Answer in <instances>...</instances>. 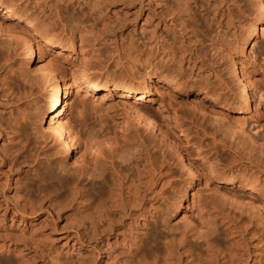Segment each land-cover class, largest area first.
Here are the masks:
<instances>
[{
	"label": "rangeland",
	"instance_id": "rangeland-1",
	"mask_svg": "<svg viewBox=\"0 0 264 264\" xmlns=\"http://www.w3.org/2000/svg\"><path fill=\"white\" fill-rule=\"evenodd\" d=\"M183 1L191 4L184 30L176 21L179 0H0L1 22L7 8L22 13L3 21L9 33L0 34L1 70V52L17 32L46 50L27 70L1 72L8 90L0 88V247L10 251L0 250V264H264V22L243 57L240 42L258 19L257 0ZM46 29L63 49L45 46ZM168 49L171 58L164 57ZM41 56L72 84L65 112L71 127L94 117L90 107L77 114L80 69L99 83L137 84L147 73L154 91L145 104L167 138L142 134L116 92L106 102L85 98L108 127L110 150L72 154L63 172L45 140L47 119L39 120L48 88ZM229 57L249 78L244 114L233 111L239 86ZM178 150L196 169L193 182ZM111 166L121 172L115 185ZM101 168L105 185L84 176L87 202L72 198L71 176ZM130 190L136 201H127Z\"/></svg>",
	"mask_w": 264,
	"mask_h": 264
},
{
	"label": "bare ground",
	"instance_id": "bare-ground-1",
	"mask_svg": "<svg viewBox=\"0 0 264 264\" xmlns=\"http://www.w3.org/2000/svg\"><path fill=\"white\" fill-rule=\"evenodd\" d=\"M5 5L6 4L2 5V3L0 2V7H3ZM176 5H177L176 21L180 24V26L184 30L185 29L184 23L186 21L185 19L188 17V12L190 10L191 4L188 3L187 1L179 0V2H177ZM11 6H13V5H11ZM256 6H257L256 8H257L258 19L253 18V20H251L252 22H251V26L249 28V31L247 30L248 32H246L247 34H246L245 39L242 42H240V48L239 49H240V54L243 57H246L247 53L248 54L251 53L249 48L247 47V41L254 39L259 34V30L257 28V25L259 23L264 22V0H257ZM6 7H8V5ZM16 15H19V16L22 15L21 11L20 12L15 11V10L11 11V10H9V8H7L3 12L2 22L0 21V32L4 31L5 33H9V31L6 32L8 30L7 29L8 27H6L7 25L6 26L4 25L3 21L9 17L11 18V17H14ZM24 22H25L24 25L31 26L29 22H27V21H24ZM34 28H35V26H34ZM43 28H46V27L43 26ZM46 30H44V31H46ZM19 33H21V34H19ZM19 33L18 32H17V34L14 33L16 35V38H17V40H15V41H14V38L12 36L13 41H14V45L12 43L13 41L11 43L9 42V41H11L9 39H12L11 37L8 38V40H7L8 44L7 45H5L7 43L5 41L4 45L7 48L6 52L5 51L1 52V53L4 52L6 54L5 55L3 53L6 56L3 58V59H5V60H3V63H4V66H3L4 69L3 70H6V67H8V70L6 73H9V72L13 73L15 71H17V72L23 71L22 69L27 70V67L32 62L35 61L37 54L40 53V55H41V53L43 52L42 55H44V52L46 51L45 49H43V50L38 49L36 39L33 37V35L31 36V35H29L30 33H27L25 31L19 32ZM0 34H2V32ZM5 35H7V34H5ZM11 35H13V33ZM8 36H10V34H8ZM49 38L54 39L55 41L51 40ZM56 38L57 37L54 36L53 32L49 31V29H48L47 33L45 34V37L42 38V42L47 47L63 49V47L59 43H56L57 42L56 40H58V38L57 39ZM232 43H233V41H232ZM11 44L13 45L12 47H11ZM4 45H3V49H4ZM12 51H13V53H12ZM72 52H73V49H72ZM58 53H60V52L58 51ZM163 53H164V57H167V58H169V57L171 58L174 56L173 51H170L169 49ZM227 56L228 55H226V57ZM14 57H17V58L14 60ZM9 62H11L12 66L9 65L10 64ZM229 62L232 66V68L230 69L231 70L230 75H232L231 77L239 86V88H237L238 89L237 108L233 111L236 112V114H244V113H247L251 107L249 78L246 77L245 73H243L239 70L238 66L235 65L232 57L230 58ZM37 63L40 67V69H39L40 70V76H41L42 80H44L47 83V87H48L46 95H45L46 96L45 97V109L43 111V116L39 120H43L44 118L47 119L46 130L48 131V134H45V140L50 139L49 143L50 144L53 143L52 145H54V146H53L52 151L54 150V153H52V154H54V155L56 154V156H58L56 158V160H55V158H54V160H55V162H57V166L63 172L65 171L64 166L66 165V160L72 154L79 157L81 155L80 152L82 150H84V151L85 150L86 151L94 150V149H98L99 151L100 150L101 151L102 150H107V151L110 150V149L105 148L106 146L110 145L109 144L110 133H107L108 127H107V125H105L103 119L99 116L100 111L98 112V107L95 106L96 103H94V105L88 106L86 99H90L92 102L97 101L96 99H100L101 101L106 102L105 100H109L110 94L112 95V92H116L118 97H119L120 102L123 105V108L125 110V114L127 116L129 115V117H130L129 119H131V121L135 125L142 126L141 127L143 129L142 134L146 133L145 135L148 136L149 134L152 135L154 132H157L162 140H164L165 137L167 138L166 134H168V133L165 134V131L163 132L161 130L162 127L159 128L156 121L154 120V118L150 114L151 111L149 110L148 106L145 104V103H152L151 96H152L153 91H154L153 82L147 73H143L140 76L138 75L139 78L137 77V79H139V82L137 84H134L132 81H123V80L115 81L114 78H111L109 80L108 79L102 80L104 82L101 81L102 83H99L95 80H92L91 77L89 76L90 74L88 75V71H90V70L87 69L88 70L87 71L83 68L80 69V71H79L80 73H78L79 74L78 78H74V81H73V83L75 82L74 83L75 86L78 87L79 90L81 91V100L78 102V113L77 114H78L79 118H81L82 116H84L83 114L85 112V109L90 107V110L93 111L92 113L94 114V117L89 122H88L87 118L82 117V119H80L79 121H77V122L75 121L76 124L73 123L74 126L71 127L70 124H68L69 120H66L67 118H65V112L67 109V105H69L68 103L70 101V96L72 93V84L67 79V76L63 75L64 72H62L61 76L60 75L56 76L54 74V72H52V70L50 71L51 67L50 68L48 67V65H47L48 63L45 61V59L43 60L42 56L40 58H38ZM13 65H15V67L16 66L18 67L15 71L12 68ZM1 68H2V66L0 67V88L2 89L3 92H6L8 90L7 89L8 87H6L7 85L5 83V80L7 77H6V75H1V72L3 71V70H1ZM161 74L166 79L170 78L169 80L172 83H174L175 88H177L179 86L180 82L174 80L175 76H174L172 71L164 69L161 71ZM161 74L159 73V75H161ZM73 75H74V73L72 72V74L70 76H73ZM130 78L132 80V79H134V76H130ZM202 91H205L204 88ZM111 105H112V103H111ZM106 107H107V105H106ZM198 111H200V109H198ZM142 134L139 133L136 135L138 136L139 139L143 140L144 136ZM10 135L14 139V138H17V135H19V133L17 134L16 131L14 132L13 130H11ZM10 135H7V137ZM184 138L186 139L185 134H184ZM18 139H19V137H18ZM18 139H16V140L18 141ZM84 151H82V154L86 153ZM178 151H177V153L179 156V161L181 162V167L184 168L183 170H185L187 172L189 179L191 180V182H193L195 177H196V169H194V167H192V165H190L188 157L186 158L184 156L185 154L182 153V151H179V152ZM50 153H51V151H50ZM52 154H49V156H52ZM5 155H7V154H5ZM40 157L41 156H39V154H37V156H36L37 162H38V159ZM2 160H3V158H2ZM102 171L103 170L101 168V170L97 174H94V173H91L90 171H88L86 173H79L76 176H71V179L70 178L69 179L72 182V183L70 182L71 186H72L70 188L72 198L79 197L80 203H86L87 201L84 200L85 199L84 198L85 197V195H84L85 186L81 184L82 183L81 179L84 176H88V177L93 178V179L94 178L96 179L99 177V178H101L99 183H104V185H105L106 180L104 179V176L100 173ZM120 173L121 172L119 170H117V168L115 166H111V178L113 180V185H115V183L117 181L116 176H118V175H119V177L121 176ZM67 181H68V179H67ZM232 181L233 180L229 179V180H227V183L231 184V183H233ZM67 183H69V182H67ZM113 189H114V193L110 192L111 194L112 193L115 194L117 191L115 186ZM249 189L254 190L252 188H249ZM109 191H112V190L110 189ZM127 197H128L127 201H129V200H131V202L136 201V193L134 191L133 192H131V190L128 191ZM50 205L52 206V202L50 203ZM21 207L24 208L23 206H21ZM0 250L1 251H10V249L8 247L5 248L3 245H1Z\"/></svg>",
	"mask_w": 264,
	"mask_h": 264
}]
</instances>
